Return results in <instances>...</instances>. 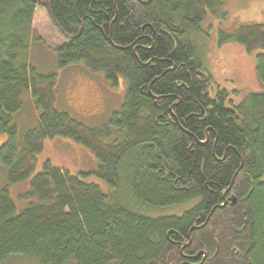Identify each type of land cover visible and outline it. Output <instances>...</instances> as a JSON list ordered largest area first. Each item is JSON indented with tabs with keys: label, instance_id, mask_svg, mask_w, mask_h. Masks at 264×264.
Wrapping results in <instances>:
<instances>
[{
	"label": "trees",
	"instance_id": "16d2710c",
	"mask_svg": "<svg viewBox=\"0 0 264 264\" xmlns=\"http://www.w3.org/2000/svg\"><path fill=\"white\" fill-rule=\"evenodd\" d=\"M220 3L0 0V264L12 255L35 264H264V54H254L262 90L234 100L214 81L193 34ZM37 7L63 37L57 66L82 61L114 88L126 83L109 124L55 107L57 73L28 61ZM228 39L264 47V24H242L218 44ZM24 92L41 110L18 143L12 114ZM111 127L121 136L108 142ZM55 135L89 148L97 165L72 172L43 161L17 211L7 186L31 173ZM89 173L109 192L84 180Z\"/></svg>",
	"mask_w": 264,
	"mask_h": 264
},
{
	"label": "rangeland",
	"instance_id": "374dc122",
	"mask_svg": "<svg viewBox=\"0 0 264 264\" xmlns=\"http://www.w3.org/2000/svg\"><path fill=\"white\" fill-rule=\"evenodd\" d=\"M246 23L264 24V0H221L216 8L208 10L200 23L199 31L202 33L193 34V39L202 50L204 66L220 87L229 90L234 100L263 89L256 73L254 54H264V47L247 51L243 44L233 39L218 44L220 37L231 36L236 28ZM31 28L34 39L29 47L28 61L39 72L57 73L55 107L89 125L109 124L112 113L119 110L123 103L126 83L114 88L101 71L88 69L82 61L64 67L57 66L55 46L63 41V37L42 8L35 9ZM231 90L235 92L231 93ZM21 97L20 110L12 114L18 143H21L28 129L37 127L41 110L32 94L24 92ZM111 128V135L103 140L109 142L121 136L116 128ZM3 139L4 135L0 133V142ZM45 160L72 172H91L97 165L94 153L73 139L60 135L45 139L31 173L24 180L7 186L17 211L27 204L25 192L29 188V181ZM93 176L89 173L83 179L100 183ZM6 177L7 168L0 162V188L6 186ZM100 187L105 193L109 192H106L104 184L100 183ZM182 209L172 208L177 214ZM1 264L35 263L25 257L12 255Z\"/></svg>",
	"mask_w": 264,
	"mask_h": 264
}]
</instances>
